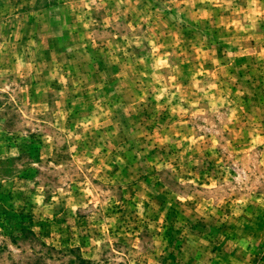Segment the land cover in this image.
I'll return each mask as SVG.
<instances>
[{"label": "rangeland", "instance_id": "rangeland-1", "mask_svg": "<svg viewBox=\"0 0 264 264\" xmlns=\"http://www.w3.org/2000/svg\"><path fill=\"white\" fill-rule=\"evenodd\" d=\"M0 264H264V0H0Z\"/></svg>", "mask_w": 264, "mask_h": 264}]
</instances>
